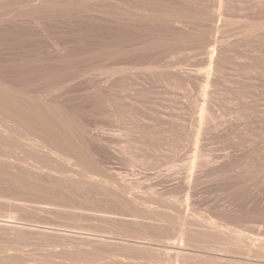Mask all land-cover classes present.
<instances>
[{
	"label": "rangeland",
	"instance_id": "1",
	"mask_svg": "<svg viewBox=\"0 0 264 264\" xmlns=\"http://www.w3.org/2000/svg\"><path fill=\"white\" fill-rule=\"evenodd\" d=\"M11 9H14V6L11 7ZM36 23H37L36 21L26 22L24 25H20L16 32L13 30L11 26L10 27L11 33H7V34L4 32L7 25L5 23L1 25L0 77L8 78L9 80L13 78L15 81L18 80L20 82H28L29 79L33 76V73L31 70V63L23 62V63L18 64L17 62H20L22 60L26 61L27 58H40L43 62H45L46 65H51L55 61V59L61 54L59 53L60 51H63V52L69 51L70 53H72V52H75V50H77L78 48H81L82 43H84V46L85 44L93 45L100 37H102V31L100 29H98L94 25L86 24L85 22L79 19H76L73 21H52L50 23L52 27L56 25L58 27L61 26V28L59 29L63 28L62 30L64 32L61 30L63 33L49 32L48 30L39 28L36 25ZM87 26H89L91 29L88 30ZM78 31L81 33H79ZM83 35H85V39H83L82 37ZM78 46H81V47H78ZM7 47H9V49ZM71 49H74V51ZM9 56H11L10 60L13 59L11 62H9L10 60L9 58H7ZM85 61L82 60L81 63H79V65L82 64V62H84V65H81V66H85V64L87 65L88 62L86 61L85 63ZM90 74H88L87 76L91 84H92V81L94 82L93 84H96L95 82L102 83L103 80H101L102 81L101 82L100 78L104 79V82L107 79L106 76L105 77H102L99 75L96 76V74L92 76V74L91 75ZM85 76L83 75L79 79L81 81L78 80V77L74 78L76 79L74 81V85H76L77 83L79 84L80 82H82L83 84L82 85L80 83L82 87L81 86L78 87L79 85L77 84L78 88H76V90H74L75 89L73 87L74 85H69L68 87L72 86L70 88L64 87L65 89L58 88L57 90L54 88H49L48 86L45 85V82L51 79V78H48L46 81L40 84L39 83L36 84V87H35L36 93L34 94L35 97L33 96L34 99H31L32 96L27 99L26 96L23 97V95L25 94L23 95L19 94L20 97L22 98L20 99V97L18 96V93L16 94L14 92L13 94L17 95L18 97L17 96L16 97L21 100L22 102L21 105L22 106L24 105L26 107V108H21L22 106L19 105L21 107L17 106L16 108L19 107L20 109H17V110L18 111L20 110L21 111V112L19 111L20 113L23 112L22 114H24L25 116L27 115L28 118H31V120H34L32 118H37V116L38 118L39 116H42L43 119L46 118L44 120L47 121L51 119L52 121L56 117L65 119L67 118V116H69L68 118H70L71 116L74 115L73 116L74 119L76 116V118H78L82 122L81 123L79 121L81 124L85 125L86 127H88V129L90 128V130L93 131L92 134L94 133L97 135L101 131L100 133L104 134V136L105 135L108 136V134L111 137L113 136L112 142H113L114 148L109 147L110 150H108V147L105 148V150L107 149V151H109L110 153L109 152L107 153V151L105 152L102 145L101 147L104 151L102 150L100 152L99 146H97V145H100V143H97L98 141L96 142L95 140H93V138L87 140L88 137L87 138L84 137V139L86 138V140L88 141V144L90 143L91 145L90 147V145L87 144L86 140H84L83 137L79 136L77 132L76 133L79 137L76 136V134H73L71 130H69L72 133L71 135L69 131L68 133L66 132L67 134H65L64 129H62L63 126H59L60 129L63 130L62 132L65 134L64 137H66V135L69 134L66 138L67 140H69L68 139L69 136L73 138L72 135L76 136L74 137L75 139L78 137L76 140L71 139L69 137L70 140H72V141L69 140V142H71L72 145L76 147L78 150L82 149L83 151V149L86 148L87 146L90 148L91 151L89 149L88 150L91 153L90 152H89L90 154L88 153L89 154L88 157L89 159L91 158L92 162L91 161L89 162H91L92 165L94 166L93 171H97L95 173L97 174L99 173L101 176L103 175V178L105 179L107 178L110 180L111 178H113L114 180H117V181H122V182L125 181L128 184H131V183H133V185L139 184L137 186L135 185V187L138 188V189L135 188L136 190L135 192L137 194L140 192V195L142 194L144 196L145 194L148 193V192L146 193L145 191H149L150 193V189L153 188L155 192H158V194L160 193V195L162 194V196L154 195L153 197L151 195V197H149L148 196L150 195L149 193L147 196L146 195L144 196L145 198L149 197L148 199L146 198L148 200V203L146 202L147 208L153 207L150 209L151 211V214H150L148 211L149 208L147 209L144 207L146 211H143L145 210L143 208H142L143 210L140 211L132 205L126 204L124 202H119L120 200L119 201H116L117 199L113 200V197H109L110 195L107 196L105 194L106 195L105 196L101 188L99 189L98 186L89 184L85 182L84 180L77 181V182H74L72 180H68V181L65 180L64 182L63 181L59 182L57 181L56 177H52V178L47 177L46 172H48V170L46 168L43 169L44 170L43 173L39 174L38 176L32 175L33 177L30 178L31 172L29 173L27 171L28 169L21 168V167L20 168L14 167L17 169L15 170L14 168L12 169L10 167V170H9V167H7L8 165L6 163L4 164L0 163V190H1L0 193H2V191L6 189L5 192L3 191V193L4 194L7 193V195L5 194L6 196L8 195L13 196L17 192H19V190H21V195L28 194L27 197L22 195L24 196L23 199H22V196L18 194V196H20L22 200H24L25 197L29 199V200L27 199V201L25 200L28 203L31 201L30 199H32L34 203H35L34 200H36L35 204L34 203L32 204L30 202L31 204L30 207L32 209L31 208L29 209V206L26 209L24 207L22 209V211L24 210L22 213H20L22 206H20L19 204L17 207V203L12 202L13 203L12 204L11 202L7 200L0 201L1 202L0 203V264H14L16 261L13 258H17L16 260H18L17 263L15 264H264V256L262 255V253L261 254L255 253V251L250 252L249 253L250 255L248 253H245L247 252V248H249V246H251L250 248H252V247H256L257 243L261 244L263 242L262 244H264V171H263L264 170V157H263L264 156L263 155L264 154V145H263L264 144V135H263L264 134V130H263L264 122L262 123L259 120V116H258L260 115L259 112H261L258 110H263L264 104L260 102V103H254L253 105L252 103L253 101L251 102L252 99H250L249 104H251L252 107L257 104L255 106L257 107V109L255 110L254 107L253 109L250 105V107L245 109L246 110L245 112H242L241 109H240L241 111L238 112V109L241 106H239L237 103H234V101L231 102L228 100H224V98L222 97L221 98L223 99V101H225V103L222 101L216 100L215 103L212 104V112L214 116L213 121L209 122L208 124L206 123L203 126L205 132L203 131V133L199 136L200 140H198L199 141L198 148L194 149L197 146V143H194L196 142L195 137L197 136L195 135L194 138H191L189 137V134H191V132L196 130L198 126L196 127L194 125L195 117L188 116L192 113L193 111L192 108H194L195 110L199 108L198 103L196 105L197 95L194 94V92L192 94L191 92L188 93L187 89L186 90L184 89L185 92L184 91L182 92L181 91L182 88H180L179 91L177 89H174L175 92L174 90H172L171 94L173 97L171 95L170 96L167 95V96L169 98L171 97L175 98L173 99L174 102H176V100H177V103L179 102L177 105H175L176 103L171 102L172 100L168 101V99L167 100L163 99L162 101L161 96H165V94L164 95L161 94L160 100L159 98L156 99L157 97L155 98L154 96H153L154 97L153 99L152 94L154 95V93L141 92V95H140V92H139L140 88H138L137 86L138 82H136L133 84V86L136 84L135 87H133L130 90H127L126 92L124 91L123 93L128 94L129 91L133 90L131 91L132 93L131 92L129 93L135 96H137L136 94H138V96L140 95L143 101H145L146 99H149V98H146L144 100V97L151 96L152 101L154 100L156 104L154 101L153 103L149 99L144 102L146 104L141 102L139 105L138 103L136 104L132 102V105L134 104L135 107H133L130 102L128 103L129 106L133 107V108L132 107L130 108L128 105H125L127 103L125 99L122 98L125 101V104H123L124 101L121 99H120V102H117L119 103L118 107L123 104L120 107V109L116 107L117 103L116 105L114 104L115 107L114 105L111 107L109 106L113 111H115L117 108H118L117 111H121L120 117L117 118V116H119L117 114V111H116V115L113 114V116L115 117H111V114L113 112H111V109L108 108L106 105L99 103L100 105L99 104L98 105L99 106L102 105V109H99L101 107H97L98 105L96 104L97 102H99L98 94H94L95 98L98 97L96 100L94 99L95 105L91 104V101H93V99H91L90 101V97H92L90 96V94L93 91L94 93L95 92L99 93L100 90H98L96 87L95 88L97 91L94 90L95 88L90 89V86L88 87L87 85V83L89 84L87 79H86L87 82L85 81L86 83L84 82L85 83L84 85L83 78H85ZM89 77L91 78L93 77L94 80L92 78V81H91L90 80L91 78ZM98 83L96 85H98ZM223 85L225 86L227 85L226 87L228 89V87L231 86V83L228 81H225ZM83 86H85L84 90H82ZM226 87H223V88L226 89ZM79 88H82V89H79ZM134 88L135 90L136 88L139 89V91L136 90L137 93L135 94L134 92L136 91L134 90ZM68 89L70 91H68ZM86 89H89L90 92L92 90V92L84 93L83 91H85ZM89 90H86V91H89ZM173 92L177 94L175 95ZM179 92L180 93L182 92V95L183 94L185 95V93L187 95L188 93L189 97L188 96L182 97V95L178 94ZM86 93H88L87 97H86L87 95ZM123 93H120V94L123 95ZM142 93H144L143 96H142ZM0 95L3 98L5 97L4 94H3L4 96L1 93ZM94 95L92 98H94ZM155 95H158V94L155 93ZM190 95L193 96L192 99ZM179 98L180 100L182 99L181 101L183 102H181ZM31 100L33 102V105L31 106L33 108L27 105V104H32V103H29ZM187 100L190 101V102L188 101L190 105L189 103H187L188 106L186 104ZM147 101L149 102V104H147L148 103ZM159 101L160 102L162 101V103L164 104L162 103L159 104L160 103ZM226 101L231 102V103L227 104ZM127 102L129 101L127 100ZM197 102H199V98ZM220 102L221 104H219ZM42 103H44L43 104L44 107H46L45 106L46 104L47 108L51 107L53 109H56L58 112V116L57 115L56 117L52 116L54 118L47 117L50 115L49 112L45 110L47 112L46 114L44 111L45 108L44 109L38 108L39 105ZM141 104H144V106L145 105L146 106L143 108ZM179 104H181V106H179ZM15 105H18V104H15ZM124 105L128 107H125ZM185 105H186V108L184 110L182 106L185 107ZM218 105L220 106V108ZM103 106H106L105 107L106 109L107 108L110 109V110H107V112L110 111L111 114L110 113L108 114ZM195 106L197 107L195 108ZM112 107L115 108V110ZM30 108L34 109L35 112L31 114L30 111L33 112V110H30L28 111V114H26L27 110H29ZM22 109H27V110H22ZM37 109H40V110L37 112ZM41 109L43 111H41ZM97 109L99 110L97 111ZM190 110H192L191 113H190ZM182 111L183 112L187 111V112L183 113ZM42 112H44V114H42ZM60 113H63V114H60ZM123 113H126V114H123ZM104 114L106 116L105 118H104ZM29 115H31V117ZM179 117L182 118L184 121L182 119L179 120L178 119ZM42 118L40 117V120L38 119L35 121H39L40 123L42 122L41 124L44 126L46 124L45 123L46 121L44 122ZM47 118H50V119H47ZM106 118H109V120ZM192 118H193V121H192ZM176 119L180 123L183 122V126H182V123L181 125L178 124L177 123L178 121H176ZM247 120L248 122H250L249 125L246 124L248 123ZM51 121H48L47 123L49 124ZM134 121H137V123ZM43 122L45 124H43ZM252 122L254 123V125ZM104 123H106V125ZM111 123H113L114 126ZM48 124H46L45 127L48 126ZM58 124L61 125V123H58ZM134 124L135 125L137 124V125L135 126ZM173 125L175 126L173 127ZM104 126L107 128H105ZM145 126L149 129H147ZM177 126H179L178 128L179 130L181 129L183 130V128H180V126L181 127L185 126L184 131L182 132L179 131L181 133L179 135L180 136L179 138L181 139V136H182V143H181L182 146L178 144L180 146L179 150H178V146L176 149L175 147L176 144L174 145L172 144V143L181 141V140H178L179 138L176 140L177 136L173 135L174 133H172V132H175ZM236 126L238 127L236 128ZM97 127L102 128V130H100L101 128L99 129L98 133H97L98 131ZM170 127H173V128H170ZM203 127H201V129ZM245 127H247V129H245ZM56 129L54 130L53 128V131L54 132L57 131L58 133L61 132L59 128H56ZM68 129L69 128H67V130ZM172 129H174V131ZM248 129L250 130L248 131L249 133L247 132ZM143 130H145L144 132L146 133H144ZM115 131H118V132H115ZM135 131L138 133H136ZM147 131H148V134H147ZM62 132L59 134L57 133V134L62 136L63 135ZM105 132L107 133L105 134ZM228 132L230 133L228 134ZM151 133L153 134L155 133V134L153 135ZM160 134L162 137L160 136ZM140 135H143V136L140 137ZM170 135H172V137H175L173 139L176 142H174L173 139H172L173 141L170 140L172 138V137L170 138ZM110 136H108L107 139L108 138L112 139L110 138ZM119 136L120 138H118ZM135 137L136 139L137 137H140V139L142 138L141 140H144V141L137 139L138 141L140 140V142L136 144V142L138 141H136L135 139L133 140V138ZM153 137H155V140L152 139ZM218 138L221 142L218 140ZM261 139L263 140L262 143H261ZM91 140L94 142V144ZM169 140L172 143L169 142ZM114 141H115V144H114ZM145 141L146 142L151 141V142H148L150 143V145L147 143L146 145L148 146L146 145L142 146L143 143L145 144ZM190 142L191 144H189ZM153 144L155 146H153ZM206 144L209 146H207ZM235 144H236V147H235ZM253 144H255L254 145L255 147L253 146ZM13 146H14L13 148L16 147L15 145ZM148 150H149V153L147 154ZM195 150L197 151L195 152ZM84 151H87V149H85ZM144 151H146V153ZM253 151H255V153ZM98 152L99 154L103 153V155L101 156L100 154L99 156ZM177 152H179L180 154ZM194 152L196 153V155H199V157H197L198 158L197 161L199 160L198 162L199 165L197 166L198 163L195 165V167L196 166L197 167L194 168V171H195L194 178H197L195 180L196 182L197 181L198 182L200 181V182L196 183L197 186L195 187L197 188H193L195 189V191L192 189V191L194 192H191L190 194L189 193L190 189L187 188V186L183 184L182 182L186 181L187 169L189 173L188 165L191 164L190 160L192 161L193 155L195 154ZM85 154H84V157L86 156ZM235 154L236 155L239 154V155L236 156ZM98 156L100 158L96 159L95 157H98ZM101 157L103 161L99 160L101 159ZM203 157L205 158L206 161L204 160ZM260 157H261V160L259 161ZM87 158H85V160ZM242 158H244L246 161ZM95 159L98 161H95ZM252 159L254 161H252ZM172 161L173 162L175 161V162L173 163ZM202 161H205V162L202 163ZM103 162L104 164H102ZM131 162H134V163H131ZM97 163H101L102 165L98 164L100 166L99 167ZM1 165H4V166L2 167ZM101 166L103 167L101 168ZM244 166L246 167V169ZM72 167L73 169L78 168L77 165H73ZM99 168L101 169L99 170ZM103 168L106 171H108L106 174L104 173L106 171ZM23 169L25 170L24 173H22V171L21 172L19 171ZM101 170L103 171L102 173L100 172ZM16 171L17 172L19 171L18 173L19 174L21 173L22 175L21 174L17 175ZM108 173L111 175V177L108 176L109 175ZM68 174H70V172H68ZM97 174H95V177L99 176L101 178V176ZM104 175H106L107 177H105ZM113 176H115V178ZM12 177L14 178V180H18V181L13 182ZM57 177L59 176L57 175ZM240 177L241 178L243 177V178L240 180L239 179ZM244 178H247V179H244ZM14 183H15V186H17L16 183L17 184L19 183L17 192L12 191V190H17L16 188H14L15 186H13ZM21 185L23 187H20ZM9 190H11V192H8ZM100 190H102V193ZM22 191L26 193H23ZM162 198H163V201H162ZM164 199L166 200L164 201ZM167 200H168V203L172 202V200L173 202L178 201L176 204L177 205L179 204V206L181 204L180 209L182 210L183 215L186 217L185 221L186 222L192 221L190 223H192L191 224L193 227L192 230L194 231L189 232L190 241H193L197 238L196 230L199 229V227L201 226L203 227V225L207 224L206 221L208 222L216 221L218 223L220 222L219 224L222 225L223 229L222 228L221 229L224 230V233L226 231L228 232L231 231L232 233L230 232L229 234H232V235L238 234L243 237L246 236V238L249 241V242L247 241V245H245L246 248L245 249L242 248L243 251L242 249H238V250L234 249L231 251H227V249L221 250V248L218 247L220 249L219 250L217 247L213 248L207 245L203 246V244L196 243V242H191V245H184L182 247L177 246L175 242H179L180 239H178V237L176 236L179 234L180 227L185 225V224L184 225L182 224L181 217H178L179 215L175 213L176 211L173 212L172 217L170 216V213L168 214L167 212V214L169 215L168 217L170 219V220L168 219L169 221L163 222L152 216V210L155 209L154 207L158 208V210L163 209L162 212L163 211L165 212L166 210H168L165 207V204L167 205V202H166ZM38 201H39V204H38ZM8 202L10 203L11 206H9ZM5 204H6V208L7 206L10 207V208L8 207L9 209H13L12 208L14 207L13 205L16 204L13 210H17V209L19 210V207H20V210L17 211V218L18 216L19 217L21 216L22 218H24V221L25 220L27 221L22 223L21 222L22 220L20 218L18 219H20L21 221H18V219H16V221L18 222L8 221L9 218L5 215L6 212L4 211ZM32 205H34L33 206L34 208L32 207ZM42 207L43 209H41ZM93 209L107 211L108 212L107 214H109L112 217L104 218L101 220L100 217L98 218L97 216L93 214L92 212ZM5 216H6V219H5ZM204 217L206 218L208 217V218L206 219ZM7 221L9 223H7ZM202 222H204L203 225H202ZM11 223L13 225H11ZM19 224L20 225L24 224V225L20 226ZM65 231L69 233L71 232V233L69 235L63 234V232ZM145 232H148L149 234L154 235L156 238L157 236H159L160 238L159 240L145 239L143 238L144 237L143 233ZM88 233L97 234L103 238L106 237L109 239H105V240L103 239L104 241H92L91 239L83 238L81 235V234L88 235ZM260 239L261 240L263 239V241H260ZM76 250H79V251L73 252ZM96 253H98L99 257L96 259H93V255H95ZM77 258H81V259L77 260ZM9 259H11V261L13 259L15 262L13 261L14 263H10L11 261L8 262Z\"/></svg>",
	"mask_w": 264,
	"mask_h": 264
},
{
	"label": "bare ground",
	"instance_id": "2",
	"mask_svg": "<svg viewBox=\"0 0 264 264\" xmlns=\"http://www.w3.org/2000/svg\"><path fill=\"white\" fill-rule=\"evenodd\" d=\"M13 6H14V9H11V7H13ZM15 6H16V8H15ZM76 19L82 20L86 24L96 26L98 29H100L102 31V37H100L93 45L85 44V46H84V43H82V47L78 46L81 48H78L77 50H75V52L70 53L69 51L68 52L67 51H65V52L60 51L59 53H61V54L55 59V61L51 65H46L45 62H43L40 58H27L26 61L22 60L20 62H17L18 64L23 63V62L31 63V70H32L33 76L29 79L28 82H20L18 80L15 81L12 78L14 80L13 81L12 79L9 80L8 78L0 77V93L2 95L3 94L5 95L4 98L0 95V163H3V164L6 163L8 165L7 167H9V170H10V167L12 169L14 167L26 168V169H28L27 171L29 173L31 172V174H30L31 177L30 176L29 177L32 178L33 177L32 175L38 176L39 174L43 173V171H44L43 169L46 168L48 170V172H46V175L48 178L56 177L57 181H59V182L60 181L64 182L65 180H67V181L72 180L74 182L84 180L85 182H87L89 184H93V185L98 186L99 189L101 188L104 192V195L105 194L107 196L110 195L109 197H113V200L114 199H117L116 201L120 200L119 202H124L126 204L132 205L140 211L147 208V205H146L148 203L147 199L149 197H151V195L153 197H154V195L155 196L160 195V193L158 194V192H155L154 189L151 188L150 193H149V191H145L146 193L148 192L150 194V195H148V193L145 194L146 196L147 195L149 196L148 198L146 197L147 198L146 199L144 197L145 195L143 196L142 194L140 195V192L138 194L135 192L136 191L135 188H137V187H135V185L137 186L139 184L133 185V183L128 184L125 181L124 182L117 181V180H114L113 178H111L110 180L107 178L106 179L103 178V175L101 176L99 173L98 174L95 173L97 171H93L94 166L91 163L92 162L91 158L89 159V157H88V155L91 153L90 148L87 146L86 148L83 149V151H82V149L78 150L76 147H74L72 145L71 142H69L71 136H69L70 138L68 137L69 140L66 139L69 134L66 135V137H64V135L67 134L69 130H71L73 134H76V136H78L77 135V133H78L79 136L83 137V139H84V137H86V138L88 137L87 140L93 138V140H95L96 142L98 141L97 143H100V145H97V146H99L100 152L103 150L102 147L104 148V150H105V148L108 147V150H110L109 147L114 148V145L112 142L113 136L111 137L108 134V136H110V138H112V139H109V138L107 139L108 136L105 135L106 136L105 137L104 134L100 133L101 131L99 132V129L102 127L101 125H100L101 126L100 128L97 127L98 128L97 133L99 132L100 134L99 133L97 135L94 133L92 134L93 131H91L90 128L88 129V127H86L85 125L81 124L82 122L78 118H76V116H75V119H77V120L74 119V117H73L74 115L71 116L72 118L71 117L68 118L69 116H67V118H65V119H62L59 117L57 118L56 117V115L58 116L57 110L53 109L51 107L47 108L46 104H45L46 107H44V105H43L44 103H42L39 105L38 108H43V109L45 108L44 111L47 110L49 112V114L51 115V116L49 115L47 117H51V118L56 117L57 118V119L54 118L55 120L53 119L52 121L50 118H47L50 120L46 121V120H44L46 118L43 119L42 116H39V118H38V116H37V118L39 120L41 117L44 120V122L46 121L45 122L46 124H48L47 123L48 121H51L48 124V126H46L47 127L46 128L45 127L46 124L44 122H43V124H45V125L43 126L41 124L42 122L40 123L39 121H35V120H38L37 118H32L34 120H31V118H28L27 115L25 116L24 114H22L23 112L20 113L21 111L19 110L20 111L19 112L17 110V109H20L19 107L22 106L21 105L22 102L20 100L22 98L20 97V95L25 94V95H23V97L26 96L28 99L29 97L32 96L31 99H34V97H35L34 94L36 93V91H35L36 84L37 83L40 84V83L46 81L48 78H51V79L49 81H46L45 85L48 86L49 88H54L57 90L58 88L59 89H61V88L65 89L69 85H74V81L76 80L74 78L78 77V80H79L83 75L84 76L86 75L85 78H83L84 80L82 79L83 83L85 81L87 82V80H88L87 75L90 73L92 74V76L95 74H96V76L97 75L102 76V77L106 76L107 79L105 80V82H104V79H101L99 77L100 81L103 80V82L102 81H101L102 83L95 82L96 84L98 83V85L93 84L94 83L92 81L93 77L92 78L89 77V78H91L90 80L92 81V84L88 80V82L90 84L89 85L87 83L88 87L90 86V89L91 88L94 89L96 87L98 90H100V92L98 91L99 93H96V92L94 93V91L92 92V90H91V92H92L91 93L89 89H86L89 91L85 90L83 92L84 93L90 92L91 93L90 96H92V97L94 94H98L99 102H97L96 105L101 103V104L106 105L108 108H110L114 104L116 105L117 102H120V99L123 100L122 98H124L126 103H127V104H125V101L123 100L124 101V102L122 101L123 104L128 105V106H129L128 103H130V102H131V105H132V102H134L136 104L138 103L140 105L141 102L144 103L146 100L150 99V101H152L151 96L150 97H144V100L146 98H149V99H146L145 101H143L142 97L140 96L141 92L154 93V95L152 94V97L153 96L155 98L157 97L156 99L159 98V100L162 97V101H163V99L164 100L168 99V101L172 100L171 102H174L173 99H175V98H172L173 96L171 94L172 90H174V89H177L179 91V89L182 88L181 89L182 92L184 91V89L185 90L187 89V92L188 93L191 92V94L194 92V94L197 95L196 96L197 101L199 98V102L196 101V105L198 103L199 108L196 110L194 108H192L193 111L190 110V113L192 111L191 114H193V115H191V114L188 115V116L195 117V124L194 125L196 127L197 126L199 127V128L197 127L196 130H194L193 132H191V134H189V137H191V138H194L195 135L197 136V137H195L196 142H194V143H197V146L194 149L198 148V143H199L198 140H200L199 136L204 131L203 126L206 123L208 124L209 122L213 121L214 116H213V112H212V104L215 103L216 100L222 101L224 103H225V101H223L222 98H224V100H228L231 102L234 101V103H237L239 106H241V107H239L238 112L241 110H242V112H245L246 111L245 109L250 107V105H251V104H249L250 99H252L251 102L253 101L252 102L253 105H254V103H260V102H262L264 104V0H0V31H1V25L3 23H5L7 25L6 29L4 30V32L6 34L11 33V29H10L11 26H12L13 30L16 32L20 25H24L26 22H35V21L37 22L36 25L39 28L48 30L49 32H52V33H54V32L55 33L56 32L63 33L64 32L62 30L63 28L59 29V28H61V26L58 27L56 25V26L52 27L50 25V23L52 21H73ZM87 29L90 30L91 28L89 26H87ZM79 33H81V32H79ZM93 35H94V33H93ZM82 37H83V39H85V35H83ZM10 47H11V45H10ZM7 48L9 49V47H7ZM74 49H75V47H74ZM74 49H71V50L74 51ZM57 51H59V50H57ZM10 57L11 56H9L7 58H9V60H10ZM12 60L13 59H11L9 62H11ZM82 60L83 61L86 60L88 62L87 65L85 64V66H81V65H84V62H82V64L79 65V63H81ZM86 61H85V63H86ZM93 80H94V78H93ZM79 81H81V80H79ZM225 81H228L231 83V86L228 87V89L226 87L227 85L226 86L223 85V83ZM136 82H138L137 86H138V88H140V91H139V89L136 88V90L140 92L139 96H138V94H136L137 96H135V95L129 93L133 90L129 91L128 94L123 93L124 91L126 92L127 90H130L133 87H135L136 84L134 86H133V84ZM80 83L82 84V82H80ZM80 83L79 84L77 83L79 85L78 87H80V86L82 87L83 84L80 85ZM85 83H84V85H85ZM77 84L73 86L75 88L74 90H76V88H78ZM70 87H72V86H70ZM70 87H68V88H70ZM84 87L85 86H83V89L82 88H79V89L84 90ZM223 87H226V89H224ZM96 88L94 90H96ZM1 90H2V92H1ZM74 90H72V91H74ZM134 90H135V88H134ZM68 91H70V90L68 89ZM137 91L134 92V94L137 93ZM14 92L16 94L18 93V96L20 97V99L17 98L18 97L17 95L13 94ZM174 92H175V90H174ZM182 92L181 93L179 92L178 94L182 95ZM88 93H86L87 94L86 97L88 96ZM120 93H123V95ZM155 93L158 95H155ZM188 93H187V95H186V93H185V95L183 94L184 96L182 95V97H185V96L189 97ZM143 94L144 93H142V96H143ZM161 94L162 95L165 94V96H161ZM145 95H147V94H145ZM167 95H169V96L171 95L172 97L169 98ZM92 97H90V101H91V99H93V101H91V104L93 105L95 103V100L98 97L95 98V95H94V98H92ZM154 97H153V99H154ZM190 97L192 99L193 96L190 95ZM177 99H178V97H177ZM127 100L129 102H127ZM179 100H180V98H179ZM162 101L161 102L159 101L160 103L159 102L158 103L161 104ZM188 101L189 100L186 101V104L190 102V101L189 102ZM181 102H183V101H181ZM191 102H192V100H191ZM231 102H227V104H229ZM29 103H32V104H27V105H29V106L33 105L32 100ZM174 103H176L175 105H177L179 102L177 103V100H176V102H174ZM194 103H195V101H194ZM15 104H18V105H15ZM118 104L119 103H117L116 107H118ZM144 104H146V103H144ZM144 104H141V106H143V108L146 106V105L144 106ZM147 104H149V102ZM155 104H156V102H155ZM162 104H164V103H162ZM219 104H221V102ZM19 105H21V106H19ZM99 105L97 107H101L99 109H102V105L101 106H99ZM115 105H114V107H115ZM122 105H120L118 108L120 109V107ZM189 105H190V103H189ZM17 106H19V107L16 108ZM106 106H103V107L105 108ZM128 106H125V107H128ZM132 106L135 107L134 104ZM179 106H181V104H179ZM187 106H188V104H187ZM255 106H253V107L256 110L257 107H255ZM162 107H164V106H162ZM182 107L185 110L186 105H185V107L184 106H182ZM190 107H192V106H190ZM196 107L197 106H195V108ZM251 107H252V105H251ZM21 108H26V107L23 105ZM108 108L107 109L105 108L106 112H107V110L111 109V108L110 109H108ZM165 108H167V107H165ZM187 108H189V107H187ZM219 108H220V106H219ZM99 109H97V111ZM113 109L115 110V108H113ZM117 109L115 111H113L111 109V112H113L112 114L110 111L107 113L108 114L110 113L111 117H115V116H113V114L116 115ZM223 109H225V108H223ZM22 110H27V109H22ZM30 110H33V112H31ZM39 110L40 109H37V112ZM28 111H30L31 114H33L35 112L34 109L30 108L29 110H27L26 114H28ZM41 111H43V110L41 109ZM236 111H237V109H236ZM258 111H261V112H259L260 115H258V116H259V120L263 123L264 122V109L258 110ZM118 112H120V113H118ZM186 112H183V113H186ZM45 113L47 114L46 111H45ZM256 113H258V112H256ZM42 114H44V112H42ZM42 114H40V115H42ZM60 114H63V113H60ZM108 114H106V115H108ZM117 114L119 115V116H117V118L120 117L121 111H117ZM123 114H126V113H123ZM187 114H189V113H187ZM29 116L31 117V115H29ZM52 116H54V117H52ZM166 116H168V115H166ZM179 116H181V115H179ZM239 116H240V114H239ZM105 117L106 116L104 114V118ZM140 117H142V116H140ZM144 117H143V119H144ZM109 118H106V119L109 120ZM117 118H115V119H117ZM183 118H184V116H183ZM106 119H105V121H106ZM178 119L181 120L182 118L179 117ZM250 119H252V118H250ZM176 121H178V120L176 119ZM192 121H193V118H192ZM57 122L61 123V125H59ZM134 122L137 123V121H134ZM247 122H248V120H247ZM173 123H174V121H173ZM177 123L180 125L182 123V126H183V122L180 123L178 121ZM249 123L250 122H248L246 124L249 125ZM104 124L106 125V123H104ZM111 124L113 125V123H111ZM178 124H176V125H178ZM145 125H146V123H145ZM253 125H254V123H253ZM59 126H63L62 129H64L65 134L62 132L63 130H61ZM174 126L175 125H173V127ZM64 127L66 128V130H67V128H69V129L66 131ZM117 127H119V126H117ZM173 127H170V128H173ZM201 127H203V128L201 129ZM237 127L238 126H236V128ZM50 128L52 129V131ZM53 128H54V130L56 128H59L61 130V132L63 133V135L61 134L63 137L58 135L61 132H59V133L57 131L54 132ZM105 128H107V127H105ZM178 128H179V126H177L175 132H172V133H174L173 135L177 136L176 140L180 137L179 135L181 133L179 131H181V132L184 131L185 126L184 127L180 126V128H183V130L182 129L179 130ZM59 129H58V131H59ZM141 129H139V130H141ZM147 129H149V128H147ZM245 129H247V127H245ZM100 130H102V128ZM145 130H143V132ZM172 130L174 131V129H172ZM113 131H111V132H113ZM127 131H129V130H127ZM196 131H197V133H196ZM248 131H250V130L248 129L247 132ZM107 132H105V134ZM115 132H118V131H115ZM185 132H183V133H185ZM72 133L70 132V135ZM136 133H138V132H136ZM144 133H146V132H144ZM229 133L230 132H228V134ZM235 133H237V132H235ZM244 133H245V131H244ZM147 134H148V131H147ZM151 134H153V133H151ZM161 134H160V136H161ZM241 135H243V134H241ZM76 136L72 135L73 138H71V139H75L74 137H76ZM137 136H139V135H137ZM141 136H143V135H140V137ZM217 136H218V134H217ZM140 137H137V139H140ZM171 137H172V135H170V138ZM189 137H188V139H189ZM258 137H259V135H258ZM86 138L84 140H86ZM118 138H120V136ZM173 138H175V137H172L170 140L173 141L174 140ZM134 139L136 141H138L136 139V137L133 138V140ZM143 139H144V137H143ZM152 139L155 140V137H153ZM227 139H228V137H227ZM87 140H86V142L88 144ZM140 140L138 142H136V144L139 143ZM154 140H153V142H154ZM165 140H163V141H165ZM170 140H169V142H171ZM178 140H181V141L176 142L174 140V142H176V143H172V142L171 143L173 145L176 144L175 147L177 149V146H178V150H179L180 149L179 145H181V143H182V136H181V139L179 138ZM218 140H219V138H218ZM238 140H240V139H238ZM250 140H252V139H250ZM70 141H72V140H70ZM91 141H89V142H91ZM141 141H144V140H141ZM151 141H148V142H151ZM184 141H186V140H184ZM189 141H190V139H189ZM262 141L263 140L261 139V143H262ZM148 142L145 141V144L142 142L143 143L142 146L146 145ZM191 142L189 144H191ZM246 142H248V141H246ZM251 142H253V141H251ZM254 142H255V140H254ZM93 144H94V142H93ZM114 144H115V141H114ZM148 144L150 145V143H148ZM165 144H163V145H165ZM13 145H15L16 147L13 148L14 147ZM88 145H90V143ZM101 145H102V147H101ZM173 145H172V147H173ZM226 145H227V143H226ZM254 145L255 144H253V146ZM146 146H148V145H146ZM153 146H155V145L153 144ZM207 146H209V145H207ZM90 147H91V145H90ZM235 147H236V144H235ZM261 147H263V146H261ZM16 148L18 151L16 150ZM85 149H87V151H84ZM149 150H148L147 154L149 153ZM197 150H195V152ZM106 151H107V149L105 150V152ZM231 151H233V150H231ZM242 151H243V149H242ZM246 151H247V149H246ZM108 152L109 151H107V153ZM144 152L146 153V151H144ZM253 152L255 153V151H253ZM177 153H179V152H177ZM237 153H238V151H237ZM84 154L88 158L86 156L84 157ZM98 154H99V152H98ZM100 154H99V156H100ZM172 154H174V153H172ZM239 154H237V155H239ZM245 154H246V152H245ZM102 155H103V153L101 154V156ZM104 155H105V153H104ZM99 156L95 157V158L96 159L100 158ZM197 157H199V155H196V153H195L193 155L192 161L190 160L191 164L188 165L189 166V173H188V169H187L188 174L186 173L187 177L185 176L186 181L182 182L183 184H185L187 186V188L190 189V192H189L190 194H191V192L195 191V189H193V188H197L195 186H197L196 183L198 181L196 182L195 180L197 178H194V172H195L194 168H196L199 165V163H198L199 160L197 161V159H198ZM248 157H250V156H248ZM85 158H87L86 159L87 161L85 160ZM132 158H134V157H132ZM244 158H242V159H244ZM73 159H74V161H73ZM96 159H95V161H98ZM206 159H207V157H206ZM246 159H248V158H246ZM99 160L103 161L102 157ZM204 160H205V158H204ZM260 160H261V157H260L259 161ZM89 161H91V162H89ZM132 161H133V159H132ZM205 161H202V163H204ZM231 161H233V160H231ZM252 161H254V160L252 159ZM104 162L102 164H104ZM131 163H134V162H131ZM187 163H189V162H187ZM207 163H208V161H207ZM98 164L102 165L101 163H97V165ZM196 164H197V166L195 167ZM73 165H77L78 168L73 169V167H72ZM1 166L3 167L4 165H1ZM188 166H187V168H188ZM102 167L103 166H101V168ZM175 167H176V165H175ZM101 168H99V170ZM14 169L17 170L16 168H14ZM245 169H246V167H245ZM102 170L100 171L101 173L105 169L103 171ZM19 171L20 172L22 171V173L25 172L24 169L19 170ZM12 172H13V170H12ZM18 172L16 171V174L20 175L21 173L19 174ZM68 172H70V174H68ZM107 172L108 171H106L104 173L106 174ZM216 172H215V174H216ZM236 173H234V174H236ZM95 174L100 175L101 178L99 176L95 177ZM231 174H232V172H231ZM57 175L59 177H57ZM256 175H258V174H256ZM104 176L107 177L106 175H104ZM108 176L111 177L110 174ZM113 177L115 178V176H113ZM185 177H184V179H185ZM242 178L240 177L239 179L241 180ZM230 179H232V178H230ZM244 179H247V178H244ZM12 180H13V182L18 181V180H14V178ZM240 180H239V182H240ZM18 184L16 183L17 186H15V183H14L13 184V186H15L14 188L17 189L19 187ZM20 187H23V186L21 185ZM192 189L194 191H192ZM5 190H3V191L5 192ZM102 190H100L101 193H102ZM3 191H2V193H0V201L7 200L11 203L12 202L17 203V207L19 204L20 206H22L20 213H22L24 211V210L22 211V209L24 207H25V209L28 208V206H29V209L31 208L30 202L32 204L34 203L32 201V199H30L31 201L29 203L26 202L28 199V198H26L28 194H26V195L22 194V195L26 196L25 199L22 200L24 196L21 195V190H19V192H17L18 189L12 190V191L17 192L16 193L17 195L14 194L15 192L12 193V194H14L13 196H9V195L6 196L7 193H5L6 194L5 195L3 193ZM105 191H106V193H105ZM8 192H11V190H9ZM23 193H26V192H23ZM18 194H20L22 196V199L20 196H18ZM143 194H144V192H143ZM160 196H162V194ZM18 197H20V198H18ZM165 200L166 199H164V201ZM34 201L36 203V200H34ZM162 201H163V198H162ZM166 202H167V205L165 204V207H166V209H168L165 211L166 213L164 211L162 212L163 209L162 210L159 209L160 210L159 211L158 208L154 207L155 209L152 210V216L163 221V222L169 221L170 219L168 217L169 216L168 214L170 213V216L172 217L173 212L176 211L175 213L179 215L178 217H181L182 224L183 225L185 224L184 226L181 225L182 227H180L179 234L177 233L178 235L176 237H178V239H180L179 242H175L177 246L182 247L184 245H191V242H196V243L203 244V246L207 245V246H210L213 248L219 247V248H221V250L227 249V251H231L234 249L238 250V249H242V248L245 249L246 248L245 245H247V241H248L246 236L243 237V236L238 235V234L237 235L229 234L231 231L230 232L226 231L228 233H226V232L224 233V230H222L223 229L222 225L219 224L220 222L218 223L216 221H209V222L206 221L207 224H205V225H203L204 222H202L203 227L201 226V227H199V229L196 230L197 238L193 241H190L189 232L194 231V230H192L193 229V227L191 225L192 223H190L192 221H190V222L185 221L186 217L183 215V212L180 209L181 204H180V206H179V204L178 205L176 204L178 201L173 202V200H172V202L168 203V200H167ZM4 203H6V202H4ZM45 203H47V202H45ZM38 204H39V201H38ZM3 206H4V204H3ZM9 206H11L10 203H9ZM9 206H7V208H6V204H5V208H4V211L6 212L5 215L9 218L8 221L15 222L16 219H18V218H20L22 220L21 221L20 219H18V221H21L22 223L27 221V220L24 221V218H22L21 216L20 217L18 216V218H17V211L20 210V207H19V210L18 209L13 210L14 207L16 206V204L13 205L14 206V207H12L13 209H9L10 208ZM33 206L34 205H32V207ZM148 206H149V204H148ZM148 208L147 209H148L149 213L151 214L150 209L153 207H148ZM36 209H38V208H36ZM41 209H43V207ZM164 210H165V208H164ZM25 211H27V210H25ZM143 211H146V209ZM92 212L98 218L100 217L101 220L104 218L112 217L109 214H107L108 213L107 211H104V210H99V209L94 210L93 209ZM167 212H168V214H167ZM18 215H20V214H18ZM6 216H5V219H6ZM204 218H206V217H204ZM8 221H7V223H9ZM18 221H16V222H18ZM219 221H221V220H219ZM212 222H214V223H212ZM11 225H13V224L11 223ZM21 225H24V224H21ZM17 227H19V226H17ZM42 229H44V228H42ZM70 233L66 232V231L63 232V234H66V235H69ZM143 234H144L143 238L149 239V240H155V239L159 240V238H160L159 236H157V238H156L154 235H151L148 232H145ZM81 235L83 238L91 239L92 241H104L105 239H109V238H106V237L103 238L100 235L91 234V233H88V235L87 234H81ZM260 241H263V239L262 240L260 239ZM262 243L261 244L257 243L256 247H252V248H250L251 246H249V248H247V252H245V253L249 254L250 252L255 251V253H260V254L262 253V255L264 256V246H263L264 244H262ZM253 246H255V245H253ZM243 249H242V251H243ZM78 251L79 250H76L73 252H78ZM98 257H99L98 253L93 255V259H96ZM13 259H12V261H11V259H9L8 262L11 261L10 263H14V262L17 263V261H18V260H16L17 258H13ZM78 259H81V258H77V260Z\"/></svg>",
	"mask_w": 264,
	"mask_h": 264
}]
</instances>
